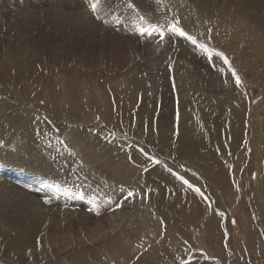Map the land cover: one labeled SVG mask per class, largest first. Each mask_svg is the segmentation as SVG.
<instances>
[{"label": "rangeland", "instance_id": "374dc122", "mask_svg": "<svg viewBox=\"0 0 264 264\" xmlns=\"http://www.w3.org/2000/svg\"><path fill=\"white\" fill-rule=\"evenodd\" d=\"M169 1L132 0L228 63L140 37L129 0L99 25L89 0H0V180L62 210L1 216L0 264H264V0ZM23 140L46 166L7 158Z\"/></svg>", "mask_w": 264, "mask_h": 264}, {"label": "bare ground", "instance_id": "6f19581e", "mask_svg": "<svg viewBox=\"0 0 264 264\" xmlns=\"http://www.w3.org/2000/svg\"><path fill=\"white\" fill-rule=\"evenodd\" d=\"M168 1V0H167ZM176 1H179V0H170L169 3L171 2H176ZM181 1V0H180ZM179 1V2H180ZM203 1V0H201ZM239 1V0H238ZM249 1V0H248ZM259 1V0H258ZM72 2V1H71ZM205 2V1H203ZM241 2V1H240ZM246 2V1H245ZM264 2V1H263ZM54 3H57V2H54ZM177 5L179 4L178 2H176ZM184 3V2H182ZM199 3V2H198ZM209 3V0L208 2H206L205 4H208ZM225 3V2H224ZM248 3V2H247ZM40 4V3H39ZM74 5V2L72 3ZM80 4V3H79ZM172 4V3H171ZM187 4V3H186ZM227 4V3H226ZM240 4V3H239ZM242 4V3H241ZM256 4V3H255ZM261 4V3H260ZM52 5V4H51ZM63 5V4H62ZM65 5V4H64ZM68 5V4H67ZM174 5V4H173ZM196 5V4H195ZM210 4H208L207 6H209ZM244 4H242L243 6ZM252 5V4H251ZM250 5V6H251ZM254 5V4H253ZM11 6V5H10ZM55 6V5H53ZM176 5H174L175 7ZM248 6V4H247ZM249 6V7H250ZM255 6V5H254ZM253 6V7H254ZM257 6V5H256ZM255 6V7H256ZM79 7V6H78ZM85 7V6H84ZM171 7V6H170ZM178 7V6H176ZM254 7V8H255ZM52 8V6H51ZM71 8V7H70ZM181 8V7H180ZM247 8V7H246ZM252 8V7H251ZM257 8V7H256ZM60 9V8H59ZM58 9V10H59ZM66 9L67 6H66ZM83 9V8H82ZM183 9V8H182ZM185 9V8H184ZM237 9V8H236ZM243 9V8H242ZM250 9V8H248ZM253 9V8H252ZM260 9V8H259ZM258 9V10H259ZM47 10V9H46ZM54 10V9H52ZM57 10V11H58ZM85 10V9H84ZM83 10V11H84ZM247 10V9H246ZM245 10V11H246ZM263 10V9H262ZM183 11V10H182ZM203 11V10H202ZM256 11V10H255ZM261 11V10H260ZM88 12V11H86ZM85 12V13H86ZM184 12V11H183ZM252 12V11H251ZM258 12V11H256ZM262 12V11H261ZM264 12V11H263ZM203 13V12H202ZM59 14H62V13H59ZM65 14V13H64ZM205 14V13H204ZM250 14V12H249ZM88 15V14H87ZM30 16V15H29ZM253 16V15H252ZM251 16V17H252ZM25 17V16H24ZM34 17V16H33ZM65 17V16H64ZM87 17V16H86ZM254 17V16H253ZM252 17V19H254ZM74 18V17H73ZM255 18H257L255 16ZM262 18V17H261ZM86 21H89L88 23H97L98 25L101 24L99 20L95 19L94 17L91 18L92 21L94 22H91L90 21V18H84ZM55 20V19H54ZM245 20V19H244ZM255 20V19H254ZM258 20V21H257ZM256 22L258 23L259 21L261 22L262 20H259L257 19ZM204 21V19H203ZM27 22V20H26ZM32 22V21H31ZM70 22V21H69ZM20 23V22H19ZM86 22H83V24L85 25ZM262 24V25H261ZM65 25V24H63ZM94 26V25H93ZM102 26V25H101ZM257 26H262L260 27L261 30H264V24L263 23H258ZM89 27V26H88ZM91 27V26H90ZM252 27V26H251ZM64 28V27H63ZM97 28V27H96ZM250 28V27H249ZM261 43V42H260ZM36 45V44H35ZM237 46V45H236ZM237 49V48H236ZM202 54V53H201ZM200 54V55H201ZM199 57V56H198ZM215 57V55H214ZM213 59L215 60V58L217 59V57H215ZM202 59V58H201ZM219 60V58L217 59ZM222 61V59H221ZM220 61V62H221ZM224 62V61H223ZM215 63V62H214ZM217 63V62H216ZM225 64V63H224ZM225 66V65H224ZM230 67V66H229ZM230 69V68H229ZM228 72V71H227ZM209 75V74H208ZM104 89V88H103ZM119 98V97H118ZM8 99V98H7ZM5 103V102H4ZM19 114V113H18ZM22 116V115H21ZM11 117V116H10ZM12 118H13V115H12ZM15 119V118H13ZM12 119V120H13ZM21 120V119H20ZM22 123V122H21ZM23 125V123H22ZM23 127V126H22ZM23 130V129H22ZM27 132V131H26ZM22 140V139H21ZM29 140V139H28ZM25 145L24 146H21L22 142L20 143H17V144H20V146L22 147L21 150L19 148H17L15 145L14 146L16 147V152H11L10 150H8V152H6L7 154V158L9 159H14L24 165H28L30 167H41V166H46V161L44 162L45 164H42V156L35 150V147L34 145H29L28 144V141H25L23 140ZM93 143V142H92ZM18 146V147H20ZM4 149V148H2ZM0 149V152L4 151ZM29 149V154H27L26 152H28ZM105 149V148H104ZM106 150V149H105ZM101 153V152H100ZM103 154V153H102ZM105 154V153H104ZM27 159H30V160H26ZM44 161V160H43ZM98 163V162H97ZM48 165V164H47ZM85 167H82L80 170V173H84V177L85 179H88V172L86 170V168L84 169ZM92 176V174H91ZM95 177V176H94ZM93 179V176L91 177ZM96 178V177H95ZM97 179V178H96ZM90 180V179H89ZM99 180V179H98ZM102 180V179H101ZM92 181V180H91ZM97 181V180H96ZM100 181V180H99ZM97 181V183L99 182ZM95 182V181H94ZM8 182H5L3 180H0V217L3 216L5 217V215H7L10 219L11 217L13 219H15V221L17 222H21L23 223L22 225L24 224H27V226H30V223H34V224H37L38 226H41L43 227V225H49V226H54V227H60L61 224H60V217L62 215V210H60L58 213H57V208L55 209L54 207H46L45 204H43L40 199L37 197V196H33L32 194L28 193V192H25L23 189L21 188H18V187H15L14 185L8 183ZM99 184V183H98ZM102 184V182L100 183ZM104 184V183H103ZM101 186V185H100ZM104 186V185H103ZM48 189H52V187L49 185L48 186ZM108 189V188H107ZM22 196V200L19 199V197ZM58 196H59V200L60 202L62 200H74V196L72 194V192L66 187L64 186L63 188H61L58 192ZM8 199V200H7ZM55 206V205H53ZM67 210V209H66ZM83 212V211H82ZM60 213V214H59ZM78 213L77 212H71V215L75 216L76 214ZM66 214V213H65ZM8 218V219H9ZM74 221V220H72ZM72 221H70L72 223ZM62 222V221H61ZM16 225V224H15ZM20 226V225H19ZM47 227V226H46ZM24 228V227H23Z\"/></svg>", "mask_w": 264, "mask_h": 264}, {"label": "snow or ice", "instance_id": "6c2138e0", "mask_svg": "<svg viewBox=\"0 0 264 264\" xmlns=\"http://www.w3.org/2000/svg\"><path fill=\"white\" fill-rule=\"evenodd\" d=\"M161 2L162 0H157L158 4ZM100 5H101V0H89V7L97 20L102 19V17L98 14ZM127 6L134 13H136L137 20L135 22V31L138 33L140 37L155 36L158 37L160 43L171 42L174 38L176 40H183L191 44L194 48L199 49L204 54H206L210 61L213 59V55H215L223 58L224 62L228 63L227 57H225L222 52H215L214 49L210 48L207 44L201 42L196 36L186 31L184 27L181 26L179 19L173 18L172 20L168 21L167 24L152 23L145 16L139 14L132 0H129ZM103 22L107 24L108 21L104 19ZM116 22L117 23L120 22L119 18H117ZM210 31L211 30H209V32ZM232 75L235 77L236 85L239 86L241 83L239 76L234 71L232 72ZM153 162L158 163V161H153ZM185 183H187V181H185ZM196 191L199 193L200 190L196 189ZM135 195L136 193L134 191H128L125 199H127L128 197H134ZM45 203H47V201H45ZM181 264H187V261H181Z\"/></svg>", "mask_w": 264, "mask_h": 264}]
</instances>
